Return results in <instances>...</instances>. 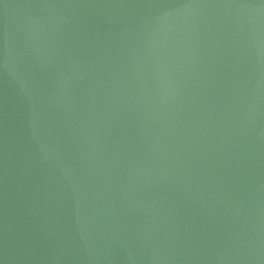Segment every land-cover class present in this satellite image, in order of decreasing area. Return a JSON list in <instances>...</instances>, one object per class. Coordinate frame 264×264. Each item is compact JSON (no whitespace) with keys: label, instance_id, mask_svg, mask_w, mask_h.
<instances>
[{"label":"water","instance_id":"95a60500","mask_svg":"<svg viewBox=\"0 0 264 264\" xmlns=\"http://www.w3.org/2000/svg\"><path fill=\"white\" fill-rule=\"evenodd\" d=\"M0 264H264V0H0Z\"/></svg>","mask_w":264,"mask_h":264}]
</instances>
